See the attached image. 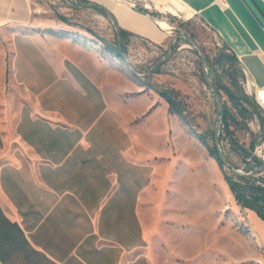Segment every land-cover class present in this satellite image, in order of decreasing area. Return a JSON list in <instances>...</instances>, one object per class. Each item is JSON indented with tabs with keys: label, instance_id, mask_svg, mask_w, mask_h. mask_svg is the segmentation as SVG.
<instances>
[{
	"label": "crops",
	"instance_id": "1",
	"mask_svg": "<svg viewBox=\"0 0 264 264\" xmlns=\"http://www.w3.org/2000/svg\"><path fill=\"white\" fill-rule=\"evenodd\" d=\"M87 2L157 47L178 21L200 23L238 59L264 111V0ZM41 29L31 0H0V264L197 263L207 254L177 249L171 233L185 226L160 214L158 138L142 129L169 104L100 46ZM112 71L140 109L109 103ZM257 228L264 241L261 219Z\"/></svg>",
	"mask_w": 264,
	"mask_h": 264
},
{
	"label": "rangeland",
	"instance_id": "2",
	"mask_svg": "<svg viewBox=\"0 0 264 264\" xmlns=\"http://www.w3.org/2000/svg\"><path fill=\"white\" fill-rule=\"evenodd\" d=\"M68 2L73 5L85 3L81 0ZM31 4L34 22L41 30L45 28L46 33L100 46L102 53L116 58L129 76L147 87L146 93L166 92L182 111L184 119L171 113L170 109L165 113L159 108L151 115V125L142 127L143 131H154L158 138L149 148L159 155L157 165L162 193L156 200L161 206L160 214L185 226L171 233L176 241L175 247L183 246L192 258L198 252L207 254L193 264H264V257L260 256L264 252V241L257 228L260 218L255 212L238 206L224 179L225 173L231 174L230 169L227 166L222 169L199 138L203 137L208 146L214 147L220 118V108L206 82L199 51L185 39H180L168 57L171 41L165 47H157L141 38L125 36L122 47L130 64L137 74L146 75L139 77L126 64L115 27L102 10L74 9L65 0H31ZM154 15L161 16L158 13ZM165 17L172 18L169 14ZM176 28L173 38L182 33L189 34L202 48L206 58L209 57L208 72L216 85L230 86L232 74L242 82V73L236 70L235 74L228 60L222 59L223 55L231 56V53L211 31L198 22L182 24L181 20ZM161 61V65L155 67ZM105 82L111 88L106 90L111 105L128 111H136L143 105L141 100L133 101L130 97L128 103L124 102L125 93L129 90H122L125 83L114 71L106 76ZM232 91L236 96L240 95L239 86L233 87ZM220 97L224 110L226 108L235 117L231 120L229 132L224 126L221 128V147L237 169L244 172L247 166L235 151L233 142L246 148L255 142L254 155L260 157L259 149L264 154L261 124L257 117L242 116L223 91H220ZM254 102L251 97L244 103L251 112Z\"/></svg>",
	"mask_w": 264,
	"mask_h": 264
},
{
	"label": "trees",
	"instance_id": "3",
	"mask_svg": "<svg viewBox=\"0 0 264 264\" xmlns=\"http://www.w3.org/2000/svg\"><path fill=\"white\" fill-rule=\"evenodd\" d=\"M81 1L87 2V0H81ZM121 35H122V39H124L125 36H129V34H127L124 31H121ZM222 59L228 60L230 69H233L235 74H236V70L242 73L241 76L242 82H239L236 78V75L232 74L230 80V86L219 87L218 85L215 84L219 94L220 91H223L229 98L230 102L233 103V105L236 107V109H239V112L242 116L252 115L254 117H257V119H259L261 124V132L264 135V111L257 104V102H254L253 112H251L244 104L246 103V101L250 100L251 97L246 93L244 89L245 76L239 66L238 59L232 54L231 56L223 55ZM207 63L208 64L210 63V59L208 56H207ZM238 86L240 87V95L236 96L233 93L232 88ZM158 93L163 99H165L168 102L170 106V112L176 114L179 118L184 119L182 111L179 109L175 101L166 92L158 91ZM232 119H235V117L231 116L225 108L223 126L225 127L227 132L230 131V126L232 125L231 123ZM222 137L223 136L221 135V142L223 139ZM199 138L201 142L208 149L210 155L216 159L220 167L223 169L224 166H227L225 162L220 158L216 146L210 147L207 145L206 141H204L203 137L199 136ZM233 146L235 151L238 153L239 157L242 159V162L247 166V169L244 170V173L247 174L264 166V160H262L261 157L254 155V150L256 148L255 142H252L249 148H246L243 144H240L238 142H233ZM232 164L234 168L238 170L237 169L238 167L234 163ZM263 173H264V169L251 177L234 176L232 173L231 174L225 173L224 179L238 206H240L243 209L255 212L257 216L264 222V176H260Z\"/></svg>",
	"mask_w": 264,
	"mask_h": 264
},
{
	"label": "water",
	"instance_id": "4",
	"mask_svg": "<svg viewBox=\"0 0 264 264\" xmlns=\"http://www.w3.org/2000/svg\"><path fill=\"white\" fill-rule=\"evenodd\" d=\"M65 2L71 6L72 8L74 9H83V8H96V9H100L102 11L105 12V14L108 16L109 20L112 22V24L114 25L115 27V30L117 32V37H118V44H119V48H120V51L122 53V56L126 62V64L129 66V68L131 69V71L138 75L139 77H145L146 75H139L137 74V72L133 69L132 65L130 64L129 60H128V57H127V54L125 53V51L123 50V47H122V37H121V29L119 28V25L117 24L114 16L107 10H105L101 5L97 4V3H94V2H85L81 5H73V4H70L68 2V0H65ZM180 39H185L190 46L196 48L199 53H200V56H201V59H202V69H203V73L205 75V79H206V82L210 88V90L212 91L213 93V96L216 100V102L218 103L219 105V108H220V118H219V122L217 124V127H216V132H215V146L217 148V151H218V154L220 156V158L225 162V164L228 166V168L230 169L231 173L234 175V176H248V177H251V176H254L255 174H257L258 172H260L261 170L264 169V166L261 167V168H258L252 172H249V173H244V172H241L239 170H236L233 166V164L231 163V161L229 160V158L225 155L222 147H221V135H222V132H221V128L223 126V121H224V108H223V104H222V99L220 97V94L215 86V83L213 82L212 78L210 77L209 75V72H208V66H207V58L202 50V48H200V46L198 45V43L191 38V36L189 34H186V33H182V34H179L177 36H175L169 46H168V57L171 55L172 53V48L173 46L180 40ZM162 63L159 62L156 64L155 67H158L160 66Z\"/></svg>",
	"mask_w": 264,
	"mask_h": 264
},
{
	"label": "bare ground",
	"instance_id": "5",
	"mask_svg": "<svg viewBox=\"0 0 264 264\" xmlns=\"http://www.w3.org/2000/svg\"><path fill=\"white\" fill-rule=\"evenodd\" d=\"M171 13L174 15H176V13L175 12H172L171 11ZM160 25H161V28H164V29H167V30H170L171 29V27H170V25L168 24V23H166V22H160Z\"/></svg>",
	"mask_w": 264,
	"mask_h": 264
},
{
	"label": "built area",
	"instance_id": "6",
	"mask_svg": "<svg viewBox=\"0 0 264 264\" xmlns=\"http://www.w3.org/2000/svg\"><path fill=\"white\" fill-rule=\"evenodd\" d=\"M258 154L260 155V157L264 158V154L262 155V151L260 149L258 150Z\"/></svg>",
	"mask_w": 264,
	"mask_h": 264
}]
</instances>
